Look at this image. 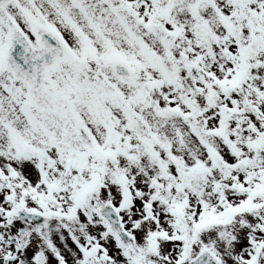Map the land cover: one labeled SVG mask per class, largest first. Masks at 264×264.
<instances>
[{"label": "snow or ice", "instance_id": "1", "mask_svg": "<svg viewBox=\"0 0 264 264\" xmlns=\"http://www.w3.org/2000/svg\"><path fill=\"white\" fill-rule=\"evenodd\" d=\"M0 264H264V0H0Z\"/></svg>", "mask_w": 264, "mask_h": 264}]
</instances>
